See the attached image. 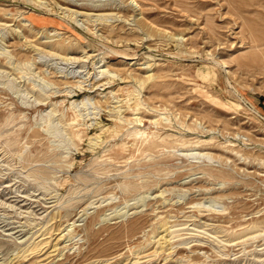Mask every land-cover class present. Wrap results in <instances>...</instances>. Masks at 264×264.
<instances>
[{
    "label": "rangeland",
    "instance_id": "obj_1",
    "mask_svg": "<svg viewBox=\"0 0 264 264\" xmlns=\"http://www.w3.org/2000/svg\"><path fill=\"white\" fill-rule=\"evenodd\" d=\"M0 264H264V0H0Z\"/></svg>",
    "mask_w": 264,
    "mask_h": 264
},
{
    "label": "bare ground",
    "instance_id": "obj_2",
    "mask_svg": "<svg viewBox=\"0 0 264 264\" xmlns=\"http://www.w3.org/2000/svg\"><path fill=\"white\" fill-rule=\"evenodd\" d=\"M62 47V46H61ZM61 47H59L58 49H60ZM63 49V48H62ZM61 49V50H62ZM65 49H66V47H65ZM108 82V81H107ZM212 100H213V98L212 97H210ZM126 101V100H125ZM214 101V100H213ZM218 101V100H217ZM135 102V101H134ZM216 101H214V103H215ZM219 104V103H218ZM220 104L222 105L223 103L222 102H220ZM219 104V105H220ZM141 106V105H140ZM139 106V107H140ZM223 106V105H222ZM75 120H77V119H75ZM113 121H114V119H113ZM139 121V119H135V123H137ZM169 122V121H168ZM6 123V122H5ZM74 123V122H73ZM122 123V122H121ZM140 124V123H139ZM72 126V125H71ZM78 127V126H77ZM84 128H85V126H84ZM98 128H100V127H98ZM89 129V128H88ZM97 130V129H96ZM99 130V129H98ZM103 130V129H102ZM101 130V131H102ZM166 130V129H165ZM142 132V131H141ZM144 132V131H143ZM146 132V131H145ZM102 133V132H101ZM120 134V133H119ZM99 135V134H98ZM145 135V134H144ZM102 136V135H101ZM87 137V136H86ZM94 138H95V136H93ZM97 137V136H96ZM119 137V136H118ZM90 138V137H89ZM94 138H92V139H94ZM98 138V137H97ZM116 138H117V136H116ZM77 139V138H76ZM80 140V139H79ZM89 140V139H88ZM98 140V139H97ZM109 140V139H108ZM90 141V140H89ZM96 141V140H95ZM100 141V140H99ZM105 141V140H104ZM81 143V142H80ZM92 143V142H91ZM96 143V142H95ZM104 143V142H103ZM99 144V143H98ZM121 145V144H120ZM89 146H91L90 144H89ZM107 154V153H106ZM137 154V153H136ZM127 159V158H126ZM112 161V160H111ZM75 162V161H74Z\"/></svg>",
    "mask_w": 264,
    "mask_h": 264
}]
</instances>
